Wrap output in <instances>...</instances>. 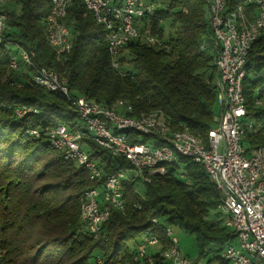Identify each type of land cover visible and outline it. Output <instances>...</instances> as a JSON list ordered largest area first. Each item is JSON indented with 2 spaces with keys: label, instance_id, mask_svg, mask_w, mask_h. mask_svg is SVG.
Here are the masks:
<instances>
[{
  "label": "trees",
  "instance_id": "trees-1",
  "mask_svg": "<svg viewBox=\"0 0 264 264\" xmlns=\"http://www.w3.org/2000/svg\"><path fill=\"white\" fill-rule=\"evenodd\" d=\"M153 1L155 8L145 19L162 45L130 41L118 69L112 63L106 28L82 0L68 5L72 49L61 60L47 36L52 0L0 2L9 26L0 35V264H150L143 257L134 259L147 236L160 240L149 255L152 264H170L162 252L170 243L166 229L172 224L195 236L199 258L228 264L222 252L236 235L223 222L210 219L219 214L221 193L200 165L184 159V178L171 169L149 182L129 180L125 208H113L94 238L80 217V200L91 185L86 172L52 149L43 133L38 138L28 132L72 125L77 111L63 94L29 81L25 67L11 68L10 55L19 47L32 54L37 67L55 69L73 96L110 107L126 101L133 108L131 116L161 113L174 131L187 129L208 143L219 114L208 6L205 0ZM242 2L229 0L228 5ZM14 5L20 6L19 12ZM125 61L132 69L122 66ZM245 70L246 106L258 125L257 133L247 134L246 144L260 146L264 145V38L251 49ZM21 106L31 111L20 117L16 108ZM99 152L109 163L121 162L110 170L129 167L126 161Z\"/></svg>",
  "mask_w": 264,
  "mask_h": 264
},
{
  "label": "built area",
  "instance_id": "built-area-1",
  "mask_svg": "<svg viewBox=\"0 0 264 264\" xmlns=\"http://www.w3.org/2000/svg\"><path fill=\"white\" fill-rule=\"evenodd\" d=\"M71 1L52 0L46 22L48 41L57 60L72 49V31L66 22ZM82 1L107 30L115 68H120V56L130 41L162 45L151 35L150 21L145 19L155 8L153 0ZM205 2L213 32L219 107L217 125L209 131L208 143L187 129L174 131L161 113L131 116L128 112L133 108L126 101H117L110 107L83 95L73 96L55 69L37 67L32 54L23 48L11 53L10 66L15 70L25 67L29 81L46 91L63 94L77 111L72 125L35 127L28 132L38 138L43 133L52 149L86 172L91 185L80 200V217L90 236L99 237L113 208H125V184L129 180L149 182L152 176L164 175L171 169L184 178L187 171L183 160L187 159L200 165L219 189V209L225 212L223 223L235 232L234 241L222 252L223 260L228 264H264V145L246 144L247 134L257 133L258 125L248 114L242 85L248 55L254 44L264 38V0H243L231 7L229 0ZM8 27L6 14L0 12V35ZM30 111L26 106L16 108L20 117ZM141 138L145 140L138 141ZM100 150L126 161L129 167L110 170L121 162L109 163ZM166 235L170 243L162 256L167 262L196 264L181 256L178 240L169 227ZM159 244L158 237H145L134 259L144 257L149 247Z\"/></svg>",
  "mask_w": 264,
  "mask_h": 264
},
{
  "label": "rangeland",
  "instance_id": "rangeland-1",
  "mask_svg": "<svg viewBox=\"0 0 264 264\" xmlns=\"http://www.w3.org/2000/svg\"><path fill=\"white\" fill-rule=\"evenodd\" d=\"M0 2L3 4V3H6L7 0H0ZM12 8L16 9V11H18V12L20 10V6L19 5H14V6H12ZM165 29H166V37H167L168 34H169L168 25L165 26ZM125 55H127V51L123 50L122 56H125ZM122 66L124 68L128 69V70L132 69V66L130 64H127L126 61L122 64ZM216 109L219 112L218 105H217ZM176 174H177V176L179 178H183L181 174H179V173H176ZM141 186H142V183L139 184V187H141ZM210 219L215 220V221L223 222L225 220V212H223L222 209H219V214L216 212V214H214ZM169 229L172 231V235L174 237H176L177 240H178V248H179L181 256L189 257L190 259L195 261L196 264H207V260L206 259L199 258L198 247H197V243H196V239H195L194 235L186 232L184 230V228H182L178 224L169 225ZM158 246L159 245L154 246V247H149L147 249V255H145L143 257V258H146V260L150 264L153 263V261H152L153 258H152V256H149V255L151 254V252H154L156 250V248H158ZM167 248H168V246H167ZM119 260H120V258H118L116 260V262H118Z\"/></svg>",
  "mask_w": 264,
  "mask_h": 264
}]
</instances>
